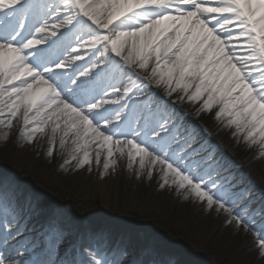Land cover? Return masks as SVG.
Returning <instances> with one entry per match:
<instances>
[{
  "label": "snow or ice",
  "instance_id": "6c2138e0",
  "mask_svg": "<svg viewBox=\"0 0 264 264\" xmlns=\"http://www.w3.org/2000/svg\"><path fill=\"white\" fill-rule=\"evenodd\" d=\"M209 119L264 159V0H0V144L154 182L252 232L264 262V205L250 211ZM18 187L0 173V264H170L104 232L58 259L64 228L25 236Z\"/></svg>",
  "mask_w": 264,
  "mask_h": 264
},
{
  "label": "bare ground",
  "instance_id": "6f19581e",
  "mask_svg": "<svg viewBox=\"0 0 264 264\" xmlns=\"http://www.w3.org/2000/svg\"><path fill=\"white\" fill-rule=\"evenodd\" d=\"M201 123L204 122L201 121ZM205 126L220 131L214 140L221 143L218 145L220 146L218 148L219 154L228 161L230 169L233 166L232 161L229 160V155L253 151L246 146L241 147L242 142H234L235 137L231 135V130L222 129L214 120L209 119ZM45 147L43 142L31 146H17L14 140L7 145L0 144V158L8 161L10 172H15L24 179V182H21L23 185L19 184V187L23 192L30 194L28 198L37 202L44 200V204H52L54 203L53 198L61 190L65 193V197L69 200L72 199L73 205L83 212L84 218H87L90 217L88 207L91 199L88 191L98 190L104 194L105 207L110 213L112 209H117L118 205L125 211H137L138 218L129 216L131 224L126 228L119 229L121 231L119 239L125 237L124 241L127 242V245H131L129 244L130 241L133 248L136 245H142L132 236L133 228L147 226L155 233L164 234L168 239L184 246V248L179 249V254H177L179 257L174 260L183 258V254L188 251L191 256L195 254L205 255L212 259L215 264H264L256 255L252 240L253 234L237 231L232 226L224 224L223 217L205 212L198 206L181 201L173 194L158 189L154 182L133 180L122 168H118L116 174L107 175L104 179L99 176L102 166L97 169L95 165H93L90 173L81 169L78 172L70 173L62 170L57 174L56 172L60 171L59 164L62 162V158L57 155L54 160H49L43 154ZM224 149L226 153H224ZM259 168L262 169L259 170ZM242 174L248 179H244L247 183L246 187L251 189L250 198L253 201L251 208H261L264 205V195L261 192L264 189V159L255 154L251 161H247L246 171H242ZM252 176L253 180H251ZM27 179L35 183L38 188L50 184L52 189L46 190L47 196L38 191L32 192L25 184ZM38 180L43 184L39 183ZM80 193H85L83 199L79 197ZM113 213L115 212L111 214ZM256 221L259 223L261 220L257 219ZM35 222L37 223L36 220ZM216 222L218 226H214ZM30 231L28 224H26L25 234L27 237L39 235V233H30ZM13 242L16 241H10V244ZM113 243L119 244L117 240H114ZM248 246H252L253 251L246 253ZM149 248L156 251L163 246L161 243L155 242ZM10 254L14 255L11 252ZM170 264H175V261H171ZM187 264L197 263L189 259Z\"/></svg>",
  "mask_w": 264,
  "mask_h": 264
},
{
  "label": "rangeland",
  "instance_id": "374dc122",
  "mask_svg": "<svg viewBox=\"0 0 264 264\" xmlns=\"http://www.w3.org/2000/svg\"><path fill=\"white\" fill-rule=\"evenodd\" d=\"M207 127V126H206ZM211 133V139L213 141L214 145H219L216 139V134H218L220 131L215 130L214 128L207 127ZM219 142V141H218ZM234 142L238 143L237 139L235 138ZM221 144V143H220ZM245 146L243 143L241 144V147ZM220 147V146H219ZM239 149V148H238ZM239 151V150H238ZM224 153H226L224 149ZM256 154V152L253 151H247L246 153L240 154L239 152L229 155V160L232 161V166L233 168L230 169L234 174L237 176L243 177L242 180V187L246 188L251 192V189H248L246 187V182L244 179L248 180L247 177H244L242 174V171H246V166H247V161H251L252 157ZM234 163V164H233ZM9 163L6 160H3L0 158V173L3 172H10L9 168ZM235 165V166H234ZM60 169V168H59ZM262 168H259L261 170ZM62 170H58L56 173L59 174ZM14 173L18 178H19V184L23 185L22 183L24 182L23 178H20L19 174ZM253 180V176L251 178ZM39 181V180H38ZM22 182V183H21ZM39 183H41L39 181ZM26 186L29 188L30 191L32 192H40L42 195L47 196V189H52L50 184H46L40 188L37 187L35 183H33L31 180L27 179V182H25ZM43 184V183H41ZM56 188V187H54ZM23 190L18 187V196L19 200L21 202H25L26 198L29 197V193H22ZM262 194L264 195V189L261 191ZM89 196L91 197L90 202H89V207H88V214L90 217L84 218L83 212L81 210L73 205V200H69L68 198L65 197V193L61 190H59L56 194V196L53 198L54 203L52 204H44V200H40L37 203L36 210L34 211V215L37 216L39 219H44L45 217H52L56 216L58 223L64 228L65 230V239L63 242L68 241L69 246H71V239L75 235V233L79 229H83L84 233V238L87 236L88 233L90 232H104L111 242L113 243L114 240H117L118 243H125L127 244L126 241H124V237L119 239L121 231L119 229L126 228L131 224V220L129 219L130 217L138 218V213L136 210H123L121 206L118 205L117 209H112V212H115L113 214L110 213L108 209L105 207V197L104 194L101 191H94V190H89L88 191ZM79 197L83 199L85 197V193H80ZM35 200V204H36ZM251 210H256L257 212L260 211V207L257 208H250ZM25 214V213H24ZM80 214H83V216H80ZM111 214V215H110ZM26 217V223L29 224L33 232L39 233L42 231V229L46 225H42V222L45 221L43 220L42 222L40 221V224H33L31 223V219ZM255 219L261 220L260 216H255ZM214 226H218V223L216 222ZM33 233V234H35ZM157 233V232H156ZM154 231L149 229V227H134L131 234L136 240L141 243L145 237L151 236L150 240V246H153L154 243L158 242L161 243L163 248H159L156 250V252L159 254V257L161 259H166L169 262L175 261V264H185L187 261L192 260L196 261L197 264H215V262L210 259L209 257L205 255H193L191 256V253L187 251L186 254H183V258H178L174 260L175 258L179 257L177 254H179V249L184 248L182 244L176 241H172L168 239L164 234L157 233L156 234ZM252 234V232H251ZM27 234H25L26 236ZM32 235V234H31ZM253 240V238H252ZM59 245V251H62V254H59V258H64L67 259L71 257V254L65 255L66 249L61 248L62 244ZM16 243V242H15ZM14 242L12 244H15ZM114 244V243H113ZM130 248L133 250L134 253H137L138 250L140 249V244L136 245L135 248H133L132 243L129 241ZM189 250V249H188ZM192 251V250H191ZM253 251L252 246H248L246 248V253ZM193 257V258H190ZM58 258V259H59Z\"/></svg>",
  "mask_w": 264,
  "mask_h": 264
}]
</instances>
